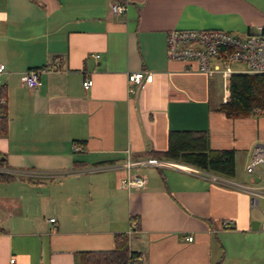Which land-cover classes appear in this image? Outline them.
Instances as JSON below:
<instances>
[{"label":"crops","instance_id":"crops-1","mask_svg":"<svg viewBox=\"0 0 264 264\" xmlns=\"http://www.w3.org/2000/svg\"><path fill=\"white\" fill-rule=\"evenodd\" d=\"M115 1L0 0V172L15 176L0 181V264H75L77 252L114 249L119 233L139 264H264V169L249 182L238 173L264 143V113L227 117L214 77L167 57L169 30L256 33L264 0H124L120 15ZM32 69L46 70L37 89L21 80ZM138 71L153 80L135 94L128 74ZM175 130L235 149V177L143 166L134 171L146 187L121 188L127 156L159 158L151 152Z\"/></svg>","mask_w":264,"mask_h":264},{"label":"built area","instance_id":"built-area-1","mask_svg":"<svg viewBox=\"0 0 264 264\" xmlns=\"http://www.w3.org/2000/svg\"><path fill=\"white\" fill-rule=\"evenodd\" d=\"M128 10L126 2L115 1L111 4V11L120 15ZM99 57V55H96ZM167 57L173 61H184L189 63L191 69L206 74L209 78L219 75L225 90L226 100L229 96V80L232 75L238 73L264 74V25L259 27L256 33L246 34L244 36L235 35L229 31L220 29L207 30H179L173 29L167 32ZM233 63H241L245 66L243 70H233ZM5 65L0 64V71L4 70ZM45 69H32L26 71L22 77V83L30 88L37 89L41 85L40 74ZM129 83L133 86L129 89L131 93H137L139 89L145 87L153 80V73L148 71H138L128 74ZM93 85V80L86 79L83 87L87 90ZM256 112H258L256 110ZM81 146L74 144V150L79 151ZM154 168H184L191 169L181 163L169 161L160 158H143L132 160L129 156L123 162V168L126 171L119 181V186L127 191L140 190L146 187L148 183L147 176L140 174L134 169L141 167ZM259 168L264 169V143L255 144L250 152V161L246 166L248 174L255 173ZM32 175V174H31ZM59 174H48L47 177H57ZM206 176L215 183H226L227 180L216 174L206 173ZM243 189L250 187L238 185ZM254 205V202H253ZM54 218L50 219L54 222ZM228 222L223 224L227 228ZM264 229V222L262 224ZM186 240L192 241L193 237H186ZM15 259H11L14 263Z\"/></svg>","mask_w":264,"mask_h":264},{"label":"trees","instance_id":"trees-1","mask_svg":"<svg viewBox=\"0 0 264 264\" xmlns=\"http://www.w3.org/2000/svg\"><path fill=\"white\" fill-rule=\"evenodd\" d=\"M124 2V0H117ZM218 110L229 118L247 117L264 113V74L238 73L229 80V96ZM256 110L258 112H256ZM9 132V115L6 103L0 115V136ZM152 155L169 161L189 165L219 175L234 178L236 175L235 149H213L210 136L205 130H175L168 136L165 151L151 152ZM0 154V165L3 164ZM14 175L0 172V181H8ZM136 221V217L132 218ZM141 255L131 249L129 236H115V247L105 251H81L75 254V264H139Z\"/></svg>","mask_w":264,"mask_h":264},{"label":"rangeland","instance_id":"rangeland-1","mask_svg":"<svg viewBox=\"0 0 264 264\" xmlns=\"http://www.w3.org/2000/svg\"><path fill=\"white\" fill-rule=\"evenodd\" d=\"M231 67L233 70H243L245 68V66L242 65L241 63H233L231 65ZM213 81L215 82L214 86H215L217 97H218V99L222 100L223 97L226 96V93H225V90L223 88L221 77L219 75H216L213 78ZM242 157H243V159H241L239 161V164H238V173L240 174V176H242V178L240 179L241 181L243 180V182H249L248 180H250V178L252 176H250L246 171V166L248 164V160H246L244 155ZM262 206H263V204H262ZM261 210L263 212H259L258 210L257 211L259 212L261 222H263L264 221V207H262Z\"/></svg>","mask_w":264,"mask_h":264}]
</instances>
